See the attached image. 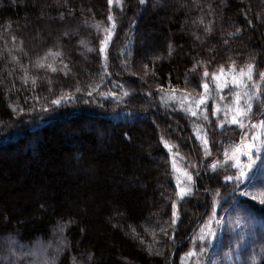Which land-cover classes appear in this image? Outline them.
I'll return each instance as SVG.
<instances>
[{
	"label": "trees",
	"instance_id": "16d2710c",
	"mask_svg": "<svg viewBox=\"0 0 264 264\" xmlns=\"http://www.w3.org/2000/svg\"><path fill=\"white\" fill-rule=\"evenodd\" d=\"M249 64L252 80L233 86ZM260 73L264 0H0V264H264V205L223 179L242 135L228 109L248 91L252 122L262 117ZM262 184L258 166L243 191ZM217 190L224 226L208 260L213 238L195 237Z\"/></svg>",
	"mask_w": 264,
	"mask_h": 264
},
{
	"label": "snow or ice",
	"instance_id": "6c2138e0",
	"mask_svg": "<svg viewBox=\"0 0 264 264\" xmlns=\"http://www.w3.org/2000/svg\"><path fill=\"white\" fill-rule=\"evenodd\" d=\"M139 3L144 4L145 0H139ZM108 4L111 8L113 5V0H108ZM108 21H109L110 26L106 30L107 36L104 40L100 42L101 43L100 53L102 55L105 53V45L109 42L116 28V21L113 15L109 14ZM205 31L210 32L211 28L206 27ZM239 32H240V29H237L235 34H238ZM235 34L230 33V35H235ZM254 67L255 66L253 64H249L247 73H245L244 70L241 69L239 73V79L236 76H233L232 78L233 86L246 87L243 84V78L247 76L248 80H252ZM222 72H223V68H222ZM204 75L207 76L208 73L205 72ZM260 77H261V81L264 82V73H260ZM213 79L214 80L217 79L215 73H213ZM33 83H35V81H33ZM216 86L218 89L222 90L224 87H227V84L225 83L224 85H221L217 83ZM202 87L203 89H205V94L201 96V98L198 101H195L196 106L198 108L205 104V99L207 96V90L209 88V85L207 83H204ZM77 91H79V89H77ZM256 94L264 98V93L259 92V90H257ZM89 95H91V93H89ZM125 95H128V93L125 92ZM242 97H248V100L245 102V105H241ZM221 99H223V97H221ZM60 103H61L60 99L52 101V104L54 105H59ZM253 103H254L253 98L249 94L248 91L237 92L236 100H235L236 107L234 109L229 107L228 109L229 112L233 113L231 116L230 123L232 125H239V127L242 129V135L240 138V142L238 144H234V145H230L226 147L223 153L225 157L224 166H230L232 169H235V172L233 174L231 175L225 174L223 176V179L226 184L228 182L233 183L234 187L231 190V194L233 196L237 194L238 190L240 189V186L244 184V182L250 177L252 172L255 171L258 166H259L260 172L264 174V157L261 156V153L264 152V118H262L258 124L252 122L253 118L251 116V113L253 110ZM205 112H206V109H205ZM218 112H219L218 109H214L212 112V115L217 116ZM191 115L196 116L197 112L191 111ZM227 115L228 113L226 112L225 113L226 118H227ZM261 116L264 117V113H261ZM203 119L205 121L208 120L207 114L203 116ZM245 120L249 121L248 128H250L252 131L245 130V123H244ZM219 126L222 128L223 122H221ZM125 137L127 138V133H125ZM197 138L200 139L201 137L198 135ZM208 145H209V139L207 137V133H205V136L202 140V147H203L205 156L211 155V151ZM164 146L171 151L172 146L168 145L167 143H165ZM229 148L231 149V152H229ZM242 157H246L247 162H242ZM229 161L231 162L230 165L228 164ZM258 162H259V165H258ZM205 166L210 167L212 171H217L221 165H220V162L217 161V162L212 163L210 166L209 165H205ZM192 167L195 168L196 165H192ZM197 175H199V173H197ZM185 176H186V179L189 185H193L195 183L193 180V175L191 173L186 172ZM205 191H207V189ZM193 192H194V188L191 186L185 187V188L178 187L177 196L181 200H183L187 198L188 196H190L191 194H193ZM238 194L240 196L248 197L253 201H258V203H260L261 205H264V184L261 185V190L255 193L245 190V191H239ZM220 195L221 194L219 190H217L213 194L212 205H211L212 211L208 219L205 221L204 225L201 226L199 235L195 237V239H198L201 242L205 241V236H208L210 238H214L216 236L217 234L216 230L211 227L213 223H215L217 227H220L222 225V219H217V211H216L217 205L219 204V200L217 199V197H219ZM172 209H173V212H172L171 223L172 225H175L179 219L178 205L176 201H173ZM67 223L70 224L71 221H68ZM63 228H64V225H61L60 230L63 231ZM208 242L210 243V240ZM10 243L14 245L16 242L10 239ZM205 251H206L205 247H200L199 252H196L190 249L188 253H186V256L191 258L194 256H198L199 254H202ZM261 251L264 252V248H262ZM224 256H225V259L231 258L230 253H225ZM255 259L256 257L255 255H253L252 257L253 264L255 262ZM40 264H53V262L41 261ZM213 264H215V261H213Z\"/></svg>",
	"mask_w": 264,
	"mask_h": 264
},
{
	"label": "rangeland",
	"instance_id": "374dc122",
	"mask_svg": "<svg viewBox=\"0 0 264 264\" xmlns=\"http://www.w3.org/2000/svg\"><path fill=\"white\" fill-rule=\"evenodd\" d=\"M246 73V72H245ZM213 90V89H212ZM212 90H210V91H208L207 92V95H208V97L210 96V94H211V91ZM215 90L216 91H218V92H220V89H218V88H216L215 87ZM213 96V98H215V96L214 95H211V97ZM211 97H210V99H211ZM262 118H264V117H260V119L258 120V121H255L254 123H259V121L262 119ZM229 122L228 123H230V120L231 119H227ZM246 130L247 131H252L250 128H248V126L246 127ZM238 144V143H237ZM230 145H234V144H228L226 147H228V146H230ZM229 152H231V149L229 148ZM264 153L262 152L261 153V156L263 155ZM224 160H225V157H224ZM223 160V161H224ZM222 161V162H223ZM242 162H247V158L246 157H242ZM229 164L231 163L230 161L228 162ZM258 165H259V162H258ZM258 168V167H257ZM257 170V169H256ZM256 170L255 171H253L252 172V174L250 175V177L244 182V184L243 185H241L240 186V189H239V191H243L244 190V187H245V185L249 182V180L254 176V174L256 173ZM179 184H181L182 183V185L183 184H185V183H188L187 182V179H186V176H185V174L183 173V171H179ZM183 180V181H182ZM246 183V184H245ZM181 185V186H182ZM186 185V184H185ZM181 188H183V187H181ZM221 219V218H220ZM227 220V222H230V221H228V218L226 219ZM223 221V220H222ZM223 226H224V221L222 222V225L220 226V227H216L215 228V230H216V236L213 238V240L211 241V243H213V245H212V252L209 254V256H208V260H210V258L212 257V254H213V251L216 249V247H217V245H218V241H219V239H220V236H221V233H222V230H223Z\"/></svg>",
	"mask_w": 264,
	"mask_h": 264
}]
</instances>
